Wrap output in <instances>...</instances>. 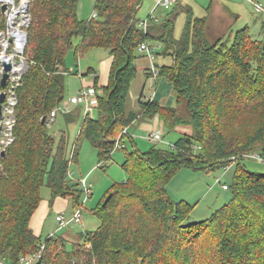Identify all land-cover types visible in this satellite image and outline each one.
I'll list each match as a JSON object with an SVG mask.
<instances>
[{"label": "trees", "instance_id": "obj_1", "mask_svg": "<svg viewBox=\"0 0 264 264\" xmlns=\"http://www.w3.org/2000/svg\"><path fill=\"white\" fill-rule=\"evenodd\" d=\"M78 1L32 2L24 50L29 68L18 88L15 139L0 161V262L17 264L44 243L36 264H264V173L243 163L256 152L264 158V21L259 39L245 26L211 43L207 16L191 7L181 35H175L179 0L162 19L149 17L145 30L138 15L143 0H96L97 15L89 20L78 18ZM144 41L160 42L158 54L173 59L158 66L157 78L173 83L175 105L149 100L140 108L145 115L158 114L165 130H177L180 137L170 148L147 151L130 137L133 149L121 148L126 179L114 183L111 199L103 204L106 194L92 210L99 227L81 231L70 248L57 234L36 236L30 220L44 186L51 202L63 197L74 208L82 204L83 191L69 175L81 144L95 147L104 168L117 151L116 141L127 137L123 129L137 114L127 113L126 105L137 76L136 51ZM98 48L113 56L109 81L99 86L95 77L96 115L87 111L70 153L65 131L51 133L46 118L65 98L68 53L78 62ZM90 73L93 68L84 75ZM182 106L188 116L180 114ZM77 110L64 114L67 123L75 121ZM185 126L193 131L179 130ZM233 163L232 182L224 183L229 201L205 219L190 221L194 206L172 199L170 180L183 167L210 171Z\"/></svg>", "mask_w": 264, "mask_h": 264}, {"label": "rangeland", "instance_id": "obj_2", "mask_svg": "<svg viewBox=\"0 0 264 264\" xmlns=\"http://www.w3.org/2000/svg\"><path fill=\"white\" fill-rule=\"evenodd\" d=\"M34 0H32L33 2ZM199 1V0H198ZM197 0H179V6H182L181 13L176 18L175 23V35L179 37L181 35L183 25L186 17V10L188 8L194 9L197 13L203 14L204 11L201 9V6ZM260 2L264 6V0H256ZM31 2V6H32ZM144 6L139 11V17H142L146 12L147 4L146 0H144ZM238 5L235 3H231L232 9L240 15L238 22L235 23V26L232 28L233 33H235L238 29H241L245 26L250 28V32L252 36L256 39H259L262 36L261 24L264 21V12L257 11L255 7V2H249L248 0H237ZM95 0H79L80 7V17H82V13L85 15L86 12L89 11V14H93L94 12ZM175 4L169 5L171 8ZM163 9L158 8L154 14L162 15ZM31 13V7H30ZM148 14H145L143 17L146 18ZM141 18V19H144ZM86 15H85V18ZM159 19V18H158ZM89 20V19H88ZM31 22V21H30ZM3 25V22L0 23V28ZM27 31V29H26ZM206 37L212 43L218 37V35L214 32L213 29L209 26L206 30ZM79 38L74 39V43H77ZM157 49V47L155 46ZM97 49H93V51H89L84 57L80 58L78 62H76L74 53L71 50L66 58V66L69 70L68 75L65 78V98L61 103L69 100L71 97L76 96L78 94V86L79 81L77 75L81 73H85L88 67L97 68L99 65V60L101 59ZM99 50V49H98ZM156 57L159 58V51L156 50ZM25 56V54H24ZM26 58V57H25ZM156 58L155 62L157 65H161L162 63L169 62V59L173 61L171 57L169 59L165 58ZM28 61V60H27ZM29 68V66H28ZM28 70V69H27ZM76 111V119L71 123H67L64 117V113H59L56 121L50 127V132L54 135H61L63 131H65L66 136L69 141V152L71 153L74 143L77 140V135L80 130L81 123L86 116L85 109L79 108L77 105L69 104L70 112ZM92 115H96L95 109L91 110ZM180 114L182 116H188V112L184 106L180 108ZM182 131L191 133L193 131L192 126H185L180 128ZM145 134V133H144ZM181 133L177 130H165L163 135V140L157 143H154L150 139H147L148 142V150L153 146L162 147V148H170L168 143L176 141L178 137H180ZM15 136V134H14ZM125 145H127L128 150L133 149V143L130 138L126 137L124 139ZM150 148V149H151ZM142 150V149H140ZM258 154V152L253 153L251 155ZM251 155L247 156L243 163L244 165L251 171L264 173V158L263 161L257 158L252 157ZM125 152L123 149L117 150L112 160L105 165L104 168L97 167L98 159H97V151L95 147H93L88 141H84L81 144L80 153H79V161L77 163H73L71 165V172H73V177L71 178L74 182H77L82 176L88 175V183L91 184L92 196L82 205V220L80 224H71L69 226L63 227L58 231H54V234L61 236L67 246L70 248L72 246L73 241H79V234L81 231H93L97 229L100 225L99 217L93 213V209H95L98 204L104 199L105 195L108 194L109 188L114 183L123 182L127 175L123 168L121 167L122 162L124 161ZM2 159V158H1ZM96 166V167H93ZM236 165L233 163L230 166L218 169V170H197L190 167L181 168L174 177L170 180L167 185L168 193L175 201L185 200L191 205L194 206L193 212L191 214L190 221H199L208 217L215 209L219 208L223 204L227 203L230 198V192L224 190L222 185L224 183L231 184L232 178L234 175V171L236 169ZM1 167V164H0ZM91 169V170H90ZM220 179V181H217ZM41 195L43 198L47 199L50 197V190L47 186H44L41 191ZM69 206L64 212L63 215L66 218H69L74 210L72 205V201L70 198ZM56 211L54 210L52 214L48 215V219L44 228V234L49 233L58 227L57 221H55ZM56 222V223H55ZM46 235L44 236V238ZM82 256V255H81ZM80 259H82V257Z\"/></svg>", "mask_w": 264, "mask_h": 264}, {"label": "built area", "instance_id": "obj_3", "mask_svg": "<svg viewBox=\"0 0 264 264\" xmlns=\"http://www.w3.org/2000/svg\"><path fill=\"white\" fill-rule=\"evenodd\" d=\"M177 0H156L155 8L159 6H169ZM249 2H255L257 11L264 12V6L256 0H248ZM32 0H0V23L3 25L0 28V79L7 73V79L4 86L0 85V96L5 94L4 101L0 102V152L6 150V148L14 141V127L17 121L16 106L18 104V88L22 84L23 76L26 73L29 62L24 56V50L27 43V27L31 21V7ZM6 5L5 10L2 6ZM154 10L144 19H141L139 26L144 30L149 23V17L158 20V17L154 14ZM97 13L94 12L92 17H96ZM138 49L144 53L150 60L149 71L155 76H158L159 67L155 62L156 48L149 42H142L139 44ZM5 63L10 65L9 69H6ZM78 77L82 81V87L80 88L76 96L71 97L64 103H60L56 106L50 114L47 116V125L52 126L56 121L58 114L69 113V104L81 105L85 109V113L96 104L97 99L93 96V90L87 86L84 74L79 73ZM97 105V104H96ZM123 133H126V129H123ZM149 139L154 143L163 140L162 132H154L149 136ZM171 143H168L170 145ZM125 146L124 142L117 140L114 150L121 149ZM254 158L263 161L260 155H253ZM1 160V157H0ZM99 167V164L97 165ZM70 177H73V172L70 171ZM88 177L84 176L78 180L79 188L83 191L82 204L78 206L73 214L66 218L65 215L59 214L56 216V220L59 223L55 231L69 226L71 224H80L82 220V205L92 196L91 184L88 183ZM220 181V179H217ZM223 189H227V185H222ZM55 235L51 233L49 236ZM44 243H41L38 250L31 254L21 255L17 264H36L44 250ZM0 264H10L9 262L1 261Z\"/></svg>", "mask_w": 264, "mask_h": 264}, {"label": "crops", "instance_id": "obj_4", "mask_svg": "<svg viewBox=\"0 0 264 264\" xmlns=\"http://www.w3.org/2000/svg\"><path fill=\"white\" fill-rule=\"evenodd\" d=\"M198 2L201 6V9L204 11V13L200 15H206L208 18L206 30L210 26L211 29H213L214 32L218 35V37L224 36V35L229 34L230 32H233L232 28L235 26V23L239 21L238 18H240V15L237 14L232 9L230 4L233 2L236 5H238L237 0H199ZM95 3H96V0H95ZM144 3L145 2L143 0L142 7L144 6ZM155 3H156V0H146L147 8H146V12L144 13V15L145 14L149 15L154 10ZM160 7L163 9V12H162V15H157V17L159 19H162L167 13V11H169L171 6H159L155 8L154 12ZM94 12H95V5H94ZM80 13L81 11H80L79 1H78L77 14L80 20H88L93 15L91 13L89 14V11H88L85 13L87 19H84L85 15L82 13L81 15L82 17H80ZM144 15H142V17L140 18H144L143 17ZM150 43L157 47L156 50H158L159 53L161 52L162 44L160 42L151 41ZM98 49L96 51H98L99 55L101 56L98 67L97 68H93L91 66L88 67V69L93 68L95 73L84 75L86 84L87 86H89V88L93 90V96L95 98H96V91L94 89L95 77L96 76L98 77L97 79H98L99 86H106L109 81V74H110L111 64L113 60V56L110 55L108 50L103 49V48H98ZM136 54H137V58L135 59L134 63L137 69V76L133 80L131 88H130L128 102L126 105V112L127 113L135 112L137 116L125 129H126L127 137L128 138L132 137L136 147L139 149H142V151H147L148 142L146 140L149 139V136L152 133L157 132V131L162 132V135H164L165 127H164V122L162 121V119L159 117L158 114L154 116H148V115L143 114L140 108V103L146 102L149 100H155L164 106H174L175 97L173 94V83L169 81L168 78L165 76L159 77V78L155 77L149 71V65H150L149 58L144 53L140 52L139 49L136 51ZM157 56H159V58L161 57V58L169 59V56L162 57L160 54H158ZM171 63L172 61L169 59V62L162 63V64H171ZM81 74H84V73H81ZM78 81H79V86H78V91H79L83 84L79 77H78ZM96 104L92 105L90 109L91 110L95 109ZM179 130L181 129L179 128ZM146 134H147V139L146 137H144ZM93 167H96V166H93ZM50 200H51V197H48L47 199L42 197V201L38 209L35 211V213L33 214L30 220V227L33 233L36 236H40L41 238H44L45 235L46 237L49 236L51 233H53L56 230L55 228L49 233L44 234V228H45V225L48 219V215L52 214L54 210L56 211V216L59 214H64V212L69 206L68 198L56 197L52 202ZM56 216H55V219H56Z\"/></svg>", "mask_w": 264, "mask_h": 264}, {"label": "water", "instance_id": "obj_5", "mask_svg": "<svg viewBox=\"0 0 264 264\" xmlns=\"http://www.w3.org/2000/svg\"><path fill=\"white\" fill-rule=\"evenodd\" d=\"M5 8H6V5H3V6H2V9L5 10ZM5 66H6V69H9V68H10V65L7 64V63H5ZM6 79H7V73H5L4 76H3V78L0 79V85L4 86L5 83H6ZM4 97H5V94L2 93L1 96H0V102H3V101H4ZM44 121H45V117L42 118V122H44ZM5 155H6V150H2V151L0 152V157H1V158H4ZM0 161H1V160H0ZM112 195H113L112 192L109 193V194L107 195V197L105 198L103 204H106V203L111 199Z\"/></svg>", "mask_w": 264, "mask_h": 264}]
</instances>
